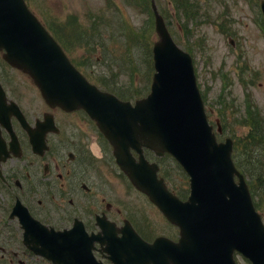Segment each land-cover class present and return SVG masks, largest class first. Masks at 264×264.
I'll list each match as a JSON object with an SVG mask.
<instances>
[{"label":"water","instance_id":"1","mask_svg":"<svg viewBox=\"0 0 264 264\" xmlns=\"http://www.w3.org/2000/svg\"><path fill=\"white\" fill-rule=\"evenodd\" d=\"M152 7L159 35L153 49L157 72L152 92L135 107L89 84L24 0H0V48L7 50V61L32 76L48 103L67 110L82 108L94 117L115 147L120 168L180 227L178 242L160 237L149 245L140 239L138 264H148V255L154 264H235V250L252 264H264V225L232 163V142L217 143L191 57L178 48L154 3ZM145 147L158 156L170 153L188 172L192 190L187 202L173 197L157 179L159 168L143 157ZM131 149L139 154V162ZM71 237L78 240L80 264H90L91 250L83 246L91 242L84 228L72 231ZM87 252L90 256L83 260ZM63 254L56 250L54 256L61 259Z\"/></svg>","mask_w":264,"mask_h":264},{"label":"rangeland","instance_id":"2","mask_svg":"<svg viewBox=\"0 0 264 264\" xmlns=\"http://www.w3.org/2000/svg\"><path fill=\"white\" fill-rule=\"evenodd\" d=\"M186 1L193 7L191 21L172 0H156L174 41L193 56L208 120L214 131L218 121L224 129L218 139L231 137L234 149L238 147L235 153L239 151L240 156L244 149L242 144L251 146L250 153L256 151L258 158L254 171L258 170L257 174L262 177L256 178L250 167L245 171L257 190L256 201H260L259 212L264 220V29L259 14L261 0ZM27 2L41 23L50 29L56 26L53 35L61 37L59 41L68 58L88 80L102 90L116 92L132 102L148 90L154 73L151 49L157 34L150 15L152 9H148L146 0ZM2 61L0 54V65L4 64ZM35 93L32 84L24 90L26 100L32 106L44 109L46 106L36 99ZM70 117L74 123L79 122L76 115ZM254 131H257L255 138ZM103 146L105 154L101 160L97 159L95 173L98 189L93 193L99 194L105 203L110 202L124 215L149 217L154 236L177 239L178 229L130 185L111 159V149ZM248 160L244 153L241 164L246 165ZM175 164L171 160L165 162L166 168L173 170L172 179H176L178 185L183 179L185 186V177ZM236 262L250 264L240 255H236Z\"/></svg>","mask_w":264,"mask_h":264},{"label":"flooded vegetation","instance_id":"3","mask_svg":"<svg viewBox=\"0 0 264 264\" xmlns=\"http://www.w3.org/2000/svg\"><path fill=\"white\" fill-rule=\"evenodd\" d=\"M31 84L24 72L0 65V85L7 96L5 105L0 99V264H51L22 242L16 213L25 209L49 229H69L78 220L89 233H98L99 219L118 227L127 220L141 237L152 238L153 225L146 216L133 220L118 210L114 214L113 205L93 193L98 189L96 165L104 154L102 150L99 157L92 148L101 139L94 122L77 111L32 106L24 94ZM101 248L97 259L115 264L107 244Z\"/></svg>","mask_w":264,"mask_h":264},{"label":"trees","instance_id":"4","mask_svg":"<svg viewBox=\"0 0 264 264\" xmlns=\"http://www.w3.org/2000/svg\"><path fill=\"white\" fill-rule=\"evenodd\" d=\"M173 1H174V3H175L176 7L179 9V7L182 5V2H185L186 0H173ZM146 4H148V5H147L148 9H150V0H146ZM186 5H187V4H186ZM161 12L163 13V10H161ZM256 132H257V131H254V132H253V137H254V138H255V133H256ZM253 137H252V138H253ZM243 145H244V144H243ZM255 153H256V152H254V153L252 154V156L254 157V159H257L258 156H256ZM250 162H251V164H253L251 160H250ZM254 165H257V164L254 163L253 166H254ZM256 172H257V171H254L255 175H256ZM164 176H165L166 179L170 180V176L166 174V168H165V170H164Z\"/></svg>","mask_w":264,"mask_h":264},{"label":"bare ground","instance_id":"5","mask_svg":"<svg viewBox=\"0 0 264 264\" xmlns=\"http://www.w3.org/2000/svg\"><path fill=\"white\" fill-rule=\"evenodd\" d=\"M143 136V135H142ZM181 238V237H180ZM180 238L178 239V241L180 240Z\"/></svg>","mask_w":264,"mask_h":264}]
</instances>
